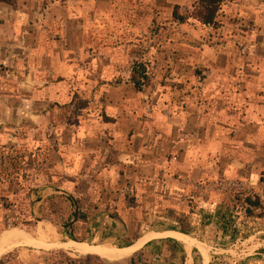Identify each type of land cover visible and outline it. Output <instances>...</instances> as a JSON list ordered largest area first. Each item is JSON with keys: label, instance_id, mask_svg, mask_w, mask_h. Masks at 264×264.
<instances>
[{"label": "crops", "instance_id": "crops-1", "mask_svg": "<svg viewBox=\"0 0 264 264\" xmlns=\"http://www.w3.org/2000/svg\"><path fill=\"white\" fill-rule=\"evenodd\" d=\"M187 1L191 0L0 1V144L15 142L16 139L9 135L17 133L16 130L24 129L29 135L34 133L36 125L43 128L52 124L59 135L69 136L67 141L56 145L60 161H67L78 170L88 156L97 157L96 181L110 183L109 180L114 182L118 180L116 177H123L134 187L137 197L148 210L163 208L166 200L171 201L170 197L178 200L188 197L192 187L186 186V182L193 185L198 178L205 185V179H211L214 173L210 163L214 156L226 161V165H222L226 167L222 174L231 178L239 168L257 161L256 165L250 166L248 173L250 180L255 182L260 170V151H264V98L259 93L261 79L226 78L225 70L242 64L230 60L228 46L193 45L194 40H200L204 27L188 17L180 23L179 27L184 31L176 33L179 45L173 48V53L178 54L174 65L177 64L180 70L198 64L210 71V76L181 79V95L174 97L175 102L160 96L156 103L160 113L152 114L150 120L155 125L148 126L149 119L142 118L147 103L142 101L141 92L123 94L128 79L113 84L117 76V55L122 49V53L125 52V47L110 46L108 40L102 46L93 45L96 39L100 41L118 34L138 37L149 21L174 20L169 9L177 6L183 11ZM220 12L243 24H251H248L251 30L238 37L243 45H248L245 48L251 45L250 54L258 56L255 65L264 69V0H225ZM119 23L127 25L123 31L116 30ZM160 50L164 49L161 47ZM96 54L103 55V59H97ZM236 81L241 83L235 90L232 85ZM184 87L187 93H183ZM212 104L215 110H212ZM121 114L124 124L118 125L115 116ZM137 117L139 124L131 135L130 121ZM152 130L161 134L162 143L151 144L160 153V161L154 160L153 163L148 155L136 166L128 164L131 152L144 150V137ZM27 142L32 143L31 140ZM108 144L113 146L110 154ZM51 150L49 148V153ZM90 151L93 155H89ZM106 158L123 161L124 174L116 176L115 160L108 164L109 170L103 169L108 162ZM81 175L75 171L60 173L54 169L49 183L55 185L56 181L78 180ZM108 176L110 178L106 179ZM113 188L112 184L106 186L108 190ZM68 189L64 184L49 186L43 195L55 199L64 194L71 197L76 220L72 228L75 231L68 233L74 239L81 237L79 241L82 243H95L98 234L93 235L94 223H97L92 214L93 203L90 207L80 205L79 195L72 196ZM201 190L207 199L198 204L196 212L206 219V228L214 233L208 239L216 245L215 242L230 232L229 211L222 206H212V197L206 196L208 188L203 186ZM85 208L91 210L87 212L91 217L81 220ZM101 210L104 209L97 212ZM109 221V227L117 228L116 219L109 217ZM15 234L13 231L1 233L0 242ZM105 235L104 240L111 237L109 229ZM176 236L175 239L184 241L180 235ZM39 241L47 240L39 238ZM259 241L257 245H260ZM151 246L152 242L137 253L147 251ZM182 250L183 263L188 264L189 253L184 245ZM191 250L195 251L190 247ZM254 250L258 251L255 247ZM207 262L210 264L209 259Z\"/></svg>", "mask_w": 264, "mask_h": 264}, {"label": "rangeland", "instance_id": "rangeland-1", "mask_svg": "<svg viewBox=\"0 0 264 264\" xmlns=\"http://www.w3.org/2000/svg\"><path fill=\"white\" fill-rule=\"evenodd\" d=\"M195 2L187 1L183 11L180 7L172 6L169 13L172 15L178 13L187 18L191 16ZM221 10L222 5L216 17V27L203 26V28L200 25L204 32L200 36V40H194L193 45L228 46L230 60L234 59L235 62L242 64L238 67L228 68L224 71V76L228 79H257L258 81L260 78L259 93L264 98V69L260 70L255 65L254 61L258 56L250 54L251 45L245 48L248 45H243L238 37L243 32L250 31L251 26L249 25L251 24H243L236 21L235 18L225 17V14H220ZM179 24L175 19H165L160 22L153 20L149 21L144 29H140L143 30L138 37L118 34L115 37L93 41L94 46L107 44L108 40L110 46H118L121 49L125 47L126 51L122 53L124 50L122 49L121 53L119 51L117 55L119 59L116 66L117 76L113 80L115 85L129 80V83H126L127 88L122 90L123 94L133 95L136 93L129 78L134 65L141 64L146 68L150 82L148 87L141 92L143 97L141 99L147 103V110L142 118L149 119L148 126L155 125L150 120L152 114L160 113L156 106L160 96L163 95L169 101L175 102L174 97L181 95L182 91H180L179 85L181 79L186 81L189 76L197 79L210 76V71L203 69L198 64L180 70L177 69V64L174 65L178 54L173 53V48L179 45L176 33L184 31V28L179 27ZM119 25L116 28L118 31H123V27L127 26L124 23H119ZM234 35L237 38H233ZM212 44L214 45L212 46ZM161 47L164 49L163 51L160 50ZM95 57L99 60L103 59V55L100 54H96ZM240 83L236 81L232 88L236 90L240 87ZM186 87L183 88V93L188 92ZM214 106L212 104V110H215ZM164 116L169 117V114L164 113ZM115 117L118 125L124 124L122 114ZM107 122L111 123L110 120ZM138 124V117L130 121L131 135L137 129ZM39 128L41 126L36 125L34 133H29V135L28 132L23 131L24 129L16 130L17 133L9 135L10 138L13 136L16 139L15 142L0 144V197L6 199L7 205V207L5 204L3 206L0 202V227L25 237L24 240L18 241L34 240L42 246H53L70 241L65 237V234L75 231L72 228L75 226L74 220L76 219L72 215L73 208L67 200L66 194L59 196L58 199L43 195L44 190L49 186L55 187V185L64 184L69 188L67 191L71 192L72 196L79 195L80 205L90 207L93 203L92 214L94 220L97 221L94 223L93 235L97 236L96 234H98V238L95 243H90L92 245L120 248L125 244L134 243L149 232L177 231L199 241L210 264H264V151H260L261 161H258L260 170L257 177L254 178L256 183L250 180L248 173L250 166L256 165L257 161L249 162L247 166L239 168L235 177L231 178L222 174L223 169L226 168L222 165H226V161L214 156L210 161L214 173L211 179H205V185L202 184L203 180L198 178L195 179L193 185L186 182V186L192 187L188 197L183 196L180 200L170 197L171 201H165L164 209L154 207L152 210H148L142 200L137 197L134 187H131L130 182L123 180V177H116L118 180L114 182L109 180L110 183L96 181L97 157L88 156L83 162L84 166H80L78 170L74 169L73 164L60 161L56 145L67 141L69 136L59 135L58 129L52 124ZM56 131L58 133H55ZM233 135L231 134V136ZM160 137L161 134L158 131L148 132L144 137V150L131 152L128 160L126 159L127 163L136 166L143 162L148 155L151 156L153 163L156 160L160 161V153L151 147V144H155L156 141L162 143ZM27 140H31L32 143ZM49 148L52 149L50 153ZM107 148L110 154L113 146L108 144ZM91 152L88 154L93 155ZM105 160L108 162L103 169L109 170L108 164H111L110 161L115 159L106 158ZM114 163L116 176H122L124 162L115 160ZM54 169L59 170L60 173L75 171L82 174V177L72 181L62 180V183L56 181L55 185H52L49 183V178ZM108 178L110 176L106 177V179ZM107 184H112L113 190L106 189ZM203 186L208 188L206 196L212 197V206H222L221 208L229 211L230 232L225 234V238L215 242L216 245L208 239L214 233L211 234V231L206 228V219L202 214L196 212L198 204L207 199L201 190ZM250 197H254L251 202L257 203L256 207L246 204V199H250ZM173 207H183V209H173ZM101 208L104 210L97 212ZM85 210H81L85 211L80 215L81 220H88L91 217V214L87 213L91 210L88 208ZM109 217L116 219L117 228L109 227ZM66 225L69 227L64 228ZM39 228L42 232L39 231ZM108 229L111 237L104 240ZM218 237L220 236L218 235ZM39 238L47 241H39ZM80 238L78 236L75 240L82 242L79 241ZM236 240H239L237 244ZM257 240L263 242L259 241L260 245H257ZM182 243L189 252L188 264H201L200 253L196 250L190 251V245ZM209 243H213V245ZM183 245L179 246L172 241H154L147 251L119 261H106L94 255L82 256L64 250L47 251L39 247H19L0 257V264H184L180 263ZM254 247L258 251L254 250L255 252H253ZM157 252L158 254H156ZM53 253H57V255L53 256Z\"/></svg>", "mask_w": 264, "mask_h": 264}, {"label": "trees", "instance_id": "trees-1", "mask_svg": "<svg viewBox=\"0 0 264 264\" xmlns=\"http://www.w3.org/2000/svg\"><path fill=\"white\" fill-rule=\"evenodd\" d=\"M2 2H5V0H0ZM225 0H197L194 5V9L192 11L191 16L188 18L193 19L195 22H197L199 25L204 26V27H216V17L217 14L220 10L221 5L224 3ZM173 18L177 20L179 23H183L186 19V17H183L182 15H179L178 13H173ZM130 82L135 89L136 92H142L143 89L148 87L149 85V78L148 74L146 71V68L141 65V64H135L134 67L132 68L131 72V77H130ZM68 200L72 203L73 205V216L75 215L76 208L74 201L71 197H68ZM0 202L6 205V199L3 197H0ZM246 204L252 207H256L257 203L251 202L250 199H246ZM69 226L66 225L64 228H68ZM5 230L4 227H0V234L3 233ZM63 234H65L63 232ZM65 237L68 240L71 241H76L71 233L65 234ZM87 243H90V241H87ZM132 243L125 244L124 247H127L131 245ZM178 245V244H177ZM119 248V247H117ZM57 255V253L52 254ZM183 255L180 258V263H183Z\"/></svg>", "mask_w": 264, "mask_h": 264}, {"label": "water", "instance_id": "water-1", "mask_svg": "<svg viewBox=\"0 0 264 264\" xmlns=\"http://www.w3.org/2000/svg\"><path fill=\"white\" fill-rule=\"evenodd\" d=\"M173 233L174 234H178V235H184L187 238V241L189 242L188 244L190 245V247L200 253V256H201V259H202V263L203 264H207L208 263L207 262L208 258H207L206 254L203 251L202 244L199 241H197L196 239H194L192 237H189L188 235H186L184 233L177 232V231H166V232H161V233H157V232L148 233L147 235L143 236L140 240H138V241L132 243L131 245L127 246V248H130V247L136 245L138 242L142 241L144 238H147V237H155V238H150V239H147L146 241L142 242L139 245V247L137 248V250L132 254V256L134 254H136L138 251H140L148 243L154 242V241L172 240V241H175V242L183 244L179 240H177L174 237H172ZM71 244H73V246H75V245L86 246L87 248H92V249H96V250H98V249H100L102 247V246L92 245V244H89V243H82V242L71 241V240L68 241V242L60 243V244L53 245V246H49V245L42 246L41 244L37 243L34 240H31V241H16V242L8 243L6 246H4L5 248H3L0 251V257L10 253L12 250L17 249L19 247H29V248H37V247H39V248L45 249L47 251L64 250V251H69V252H73L75 254H78L76 251H74L71 248H69V245H71ZM123 248H126V247H120V248L116 247V248H112V249L119 250V249H123ZM78 255H80V254H78ZM88 255H94V256L99 257L101 259H104L106 261H113V260H109V259H106L104 257H101L99 255H96L94 253L93 254H88ZM82 256H87V255H82Z\"/></svg>", "mask_w": 264, "mask_h": 264}, {"label": "bare ground", "instance_id": "bare-ground-1", "mask_svg": "<svg viewBox=\"0 0 264 264\" xmlns=\"http://www.w3.org/2000/svg\"><path fill=\"white\" fill-rule=\"evenodd\" d=\"M39 231L42 232L41 228H39ZM176 235H178V234H176ZM176 235H174V233H173L172 237H177ZM150 238H155V237L144 238L142 241L138 242L136 245H134L130 248L126 247V248L119 249V250L107 248V247H101L100 249L96 250V249H92V248H87L86 246H78V245L73 246V244L69 245V248L76 251L80 255H88V254L94 253L96 255H99V256L104 257V258L109 259V260L119 261L121 259L123 260V259H127V258L131 257L132 254L137 250L139 245L142 242H144ZM179 238H183L184 243H187V244L189 243L187 241V238L184 235H180ZM24 239H25V237H23L22 234H15L14 236L0 242V251L3 248H5L4 246L7 245L8 243L18 241V240H24ZM187 253H189V252L187 251Z\"/></svg>", "mask_w": 264, "mask_h": 264}, {"label": "built area", "instance_id": "built-area-1", "mask_svg": "<svg viewBox=\"0 0 264 264\" xmlns=\"http://www.w3.org/2000/svg\"><path fill=\"white\" fill-rule=\"evenodd\" d=\"M233 183V182H230ZM233 186H236V184H233ZM250 200H254V197H250Z\"/></svg>", "mask_w": 264, "mask_h": 264}]
</instances>
